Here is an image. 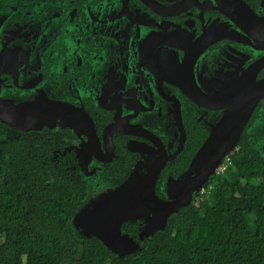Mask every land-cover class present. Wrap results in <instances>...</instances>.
<instances>
[{"label": "flooded vegetation", "instance_id": "obj_1", "mask_svg": "<svg viewBox=\"0 0 264 264\" xmlns=\"http://www.w3.org/2000/svg\"><path fill=\"white\" fill-rule=\"evenodd\" d=\"M255 83L264 0H0V178L68 173L82 197L163 160L165 197L229 112L249 116L234 152L264 158Z\"/></svg>", "mask_w": 264, "mask_h": 264}, {"label": "trees", "instance_id": "obj_2", "mask_svg": "<svg viewBox=\"0 0 264 264\" xmlns=\"http://www.w3.org/2000/svg\"><path fill=\"white\" fill-rule=\"evenodd\" d=\"M22 172L0 178V264H264V158L245 146L196 204L170 217L157 244L132 259L72 235L81 190L68 173L46 181L28 165Z\"/></svg>", "mask_w": 264, "mask_h": 264}, {"label": "water", "instance_id": "obj_3", "mask_svg": "<svg viewBox=\"0 0 264 264\" xmlns=\"http://www.w3.org/2000/svg\"><path fill=\"white\" fill-rule=\"evenodd\" d=\"M250 87L255 93L248 96L247 114L260 96H264V84L255 83ZM245 108L240 113L245 114ZM248 117H233L230 112L222 117L193 157L188 171L182 177L164 182L165 197L157 191L163 160H150L145 166L147 170L141 163L129 165L121 178L96 180L100 185L94 189L85 186L69 219L72 235L82 242L99 239L110 253L123 259L144 255L167 231L173 214L193 205L200 193L211 189L217 172L228 164L237 148ZM131 151L139 153L140 149L133 147Z\"/></svg>", "mask_w": 264, "mask_h": 264}, {"label": "rangeland", "instance_id": "obj_4", "mask_svg": "<svg viewBox=\"0 0 264 264\" xmlns=\"http://www.w3.org/2000/svg\"><path fill=\"white\" fill-rule=\"evenodd\" d=\"M196 204V203H195Z\"/></svg>", "mask_w": 264, "mask_h": 264}]
</instances>
